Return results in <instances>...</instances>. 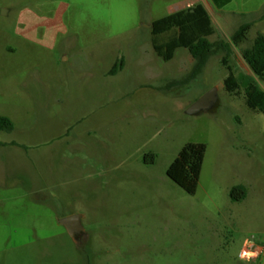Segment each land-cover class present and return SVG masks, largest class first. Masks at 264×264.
I'll return each mask as SVG.
<instances>
[{"label":"rangeland","instance_id":"1","mask_svg":"<svg viewBox=\"0 0 264 264\" xmlns=\"http://www.w3.org/2000/svg\"><path fill=\"white\" fill-rule=\"evenodd\" d=\"M200 1L0 0V116L15 125L0 132V264L260 263L239 255L248 240L264 243V114L224 82L230 71L253 76L242 52L264 34V0L246 17L209 9L214 44L252 27L182 84L196 60L181 48L163 61L151 26ZM28 7L62 12L66 32L54 47L17 34ZM213 88L217 107L188 115ZM190 143L207 146L195 195L167 175ZM239 185L248 198L234 202ZM74 215L87 235L79 244L59 223Z\"/></svg>","mask_w":264,"mask_h":264},{"label":"trees","instance_id":"2","mask_svg":"<svg viewBox=\"0 0 264 264\" xmlns=\"http://www.w3.org/2000/svg\"><path fill=\"white\" fill-rule=\"evenodd\" d=\"M218 8L226 6L230 0H214ZM251 24L242 25L232 36L231 43L214 44L210 38L215 34V27L207 9L202 4L172 13L153 22L152 43L156 54L165 62L171 61L178 49H188L196 66L193 73L182 84H187L201 75L209 59L221 49L231 50V45H240L248 38ZM242 56L253 73V76L239 75L230 71L224 82L225 90L231 95H239L242 91L247 106L264 114V90L256 78L264 83V34H259L252 46L243 50ZM125 68L122 58L115 64L110 75L115 76ZM15 129L14 122L0 116V132L11 133ZM16 146V143H12ZM6 144L0 142V147ZM207 154L205 144H187L170 166L167 175L177 186L189 195H195ZM147 164H155L156 156L147 154ZM248 196L245 186L239 185L231 189L230 197L234 202H242Z\"/></svg>","mask_w":264,"mask_h":264},{"label":"crops","instance_id":"3","mask_svg":"<svg viewBox=\"0 0 264 264\" xmlns=\"http://www.w3.org/2000/svg\"><path fill=\"white\" fill-rule=\"evenodd\" d=\"M235 1L239 2L240 4L239 10L226 11V8ZM251 1L252 0H230V2L223 8H218L214 0H205V2L200 1L198 2V4H202L207 9L210 16H211V12L209 9L216 8L219 12L222 13L232 14L234 16L246 17L251 13H254L246 9L247 5ZM62 15H63L62 12H60L56 17H45L39 14L38 12H36L34 9L28 7L25 10V14L21 12L17 17L16 32L18 35L24 37L28 41L41 43L44 46L52 48L54 47L59 34L66 32V27L62 21ZM258 18L260 19L264 18V14L258 16L257 19ZM260 244L264 246L263 241L260 242ZM259 259H260L259 264H264V253L258 259H254L253 261Z\"/></svg>","mask_w":264,"mask_h":264},{"label":"water","instance_id":"4","mask_svg":"<svg viewBox=\"0 0 264 264\" xmlns=\"http://www.w3.org/2000/svg\"><path fill=\"white\" fill-rule=\"evenodd\" d=\"M218 88L211 89L208 93H206L203 97H201L198 101H196L193 105H191L187 109L188 115H197L200 113H209L214 110L219 102L218 96ZM59 223L64 226L71 237V239L79 244V240L77 238L78 235L84 233L85 229L82 225V219L80 215L69 216L60 219Z\"/></svg>","mask_w":264,"mask_h":264},{"label":"built area","instance_id":"5","mask_svg":"<svg viewBox=\"0 0 264 264\" xmlns=\"http://www.w3.org/2000/svg\"><path fill=\"white\" fill-rule=\"evenodd\" d=\"M264 253V246L256 239H251L246 242L245 248L241 251L239 258L241 260L258 259Z\"/></svg>","mask_w":264,"mask_h":264},{"label":"flooded vegetation","instance_id":"6","mask_svg":"<svg viewBox=\"0 0 264 264\" xmlns=\"http://www.w3.org/2000/svg\"><path fill=\"white\" fill-rule=\"evenodd\" d=\"M85 237H87V235L84 234V233H82V234H80V235L77 236V238H78V240H79L80 243H82V241H83V239H84Z\"/></svg>","mask_w":264,"mask_h":264}]
</instances>
